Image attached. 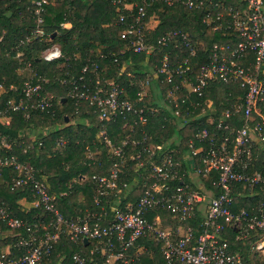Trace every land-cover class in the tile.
Instances as JSON below:
<instances>
[{"label":"built area","instance_id":"2783aa9c","mask_svg":"<svg viewBox=\"0 0 264 264\" xmlns=\"http://www.w3.org/2000/svg\"><path fill=\"white\" fill-rule=\"evenodd\" d=\"M156 1L201 10L202 22L230 39L207 49L205 61L195 71L191 57H197L198 48H205L203 42L201 46L192 41L178 27L151 39L158 19L149 9ZM54 2L32 1L33 26L27 39H48L42 26L43 13L45 5ZM111 2L123 25V47L110 55L98 51L97 59L88 55L78 74L66 70L58 79L65 88L64 99L74 104V114L83 104L100 120L123 118L119 141L108 137L106 125L98 132L111 163L104 173L88 178L92 207L75 216L66 215L57 200L67 191L52 190L29 159L9 152L14 145L24 143L25 138L19 136L29 139L22 152L44 147L43 139L51 126L34 127L29 122L13 137L3 128L10 121L8 111H22L26 119L32 111L55 113L54 100H61L45 88L48 77L37 73L19 51V68L27 70L20 88L0 82V94L19 89L18 95L9 97L0 108V176L7 169L9 188L30 197L18 202L19 210L26 214L23 217L16 215L9 204L0 203V264H96V256L102 264H245L241 252L231 249L225 232L232 230L235 240H244L255 232L248 254L264 252V202L239 205L233 210L238 198H251L254 189L264 185V0ZM60 26L69 27L70 22ZM125 50L156 57L152 63L145 59V75L129 79L127 87L105 76L107 66L98 61L112 56L121 75L132 62L120 59ZM39 57L52 62L63 53L55 42L44 47ZM127 75L133 76L130 72ZM213 81L236 88L228 91L235 97L220 110L211 99L203 98ZM153 92L159 94L156 104L150 102ZM225 99L229 101L230 97ZM186 101L189 103L182 108ZM202 116H206L205 124L197 126L187 140L183 158L177 156L179 138L161 134L156 141L149 133L153 120L163 121L164 131L165 121L173 125L180 118L184 121ZM67 141L58 137L52 151L61 152ZM92 156L87 146L86 157ZM130 160L134 161L132 181H141L142 192L136 201L122 203L131 192V182L124 177ZM114 197L116 202L111 203ZM162 208L172 224L162 223ZM69 244L76 249L68 255L65 248ZM156 250L161 261L154 255ZM249 255V264H253Z\"/></svg>","mask_w":264,"mask_h":264},{"label":"trees","instance_id":"16d2710c","mask_svg":"<svg viewBox=\"0 0 264 264\" xmlns=\"http://www.w3.org/2000/svg\"><path fill=\"white\" fill-rule=\"evenodd\" d=\"M32 1L0 0V82H3L6 87L14 84L20 88L19 83L22 77L17 69L21 66V63L17 53L21 51L22 57L31 61L37 73L48 77V82L44 84L45 88L53 91L56 98L61 102L58 103L57 99L54 100V114L32 111L29 119L24 117L22 111H8L10 121L3 129L6 134L13 137L29 122L34 127L51 126L50 133L43 139L44 147L39 151L28 149L26 152H22V148L29 139L19 136L18 139L25 138L24 143L14 145L9 152L17 153L21 159H29L37 169V175H44L52 190H66V195L60 197L57 204L66 215L75 216L82 213L86 207L91 206L92 196L88 178L94 173H104L111 163L107 155V149L98 132L103 125H106L108 137L115 142L119 141L123 136V118L100 120L94 113L86 111L88 108L83 104H81L80 112L74 114V104L67 97L63 99L65 88L58 79L63 76L66 70L78 74L88 55L93 59H97L98 51L108 55L111 52L120 51L123 47V41L120 39L123 25L118 21V10L111 0H55L53 4L45 5L43 13L42 26L48 34V39L36 37L27 39L29 30L33 26ZM149 11V13L155 12L158 19L157 25L151 32L152 40H155V37L167 29L178 27L184 30L192 41L203 42L202 45L204 44L205 48H198L197 57H191L192 67L195 71L200 63L205 61L207 49L211 48L215 42H226L230 39V36L205 25L201 19V10L188 9L179 4L169 6L162 1H156L150 6ZM65 21H69L70 26L62 28L60 24ZM53 32L55 34L51 36ZM55 42L60 45L63 57L52 62L40 59V51ZM145 55L125 50L120 55V59H130L132 62L121 75L117 73L118 67L112 61V56L103 59L98 58V61L100 64L107 66V70L104 72L105 76L114 77L127 87L129 79H137L145 75V66L141 65V63H147L145 59L148 58L151 63L155 62V56L148 57ZM127 72L132 73L133 76L129 77ZM232 89L234 91L235 86L213 81L209 83L203 98L211 99L213 104L220 110L235 97L234 94L228 95V91ZM18 91L19 89L16 91L8 89L2 92L0 94V108L4 107L9 97L17 96ZM158 95V93L153 92V98L150 99L152 104L158 103ZM227 96L230 97L229 101L225 99ZM188 103L189 101H186L181 104V107L184 108ZM166 112L170 116L171 111L167 109ZM195 112H199V107L195 109ZM65 116L69 117L68 121H65ZM205 117L186 118L184 121L180 118L178 124L174 123L173 125L165 121L167 129L164 131L161 128L163 121L153 120L149 123V133L154 134V140L156 141H159L161 134L166 135L165 137L173 134L179 138V153L177 156L182 158V153L187 150V140L193 137L197 126L205 124ZM234 117L239 119V116ZM60 136L67 138V145L61 152H54L52 146ZM87 146H90L93 151L91 158L86 157ZM261 158L260 154L257 165L260 164ZM133 169L134 161L130 160L126 175H124L129 182L133 176ZM83 175L85 176L84 180L81 178ZM72 179L74 180L72 181ZM7 180H9V171L5 169L0 176V203L9 204L16 215L23 217L26 214L19 210L20 204L18 202L23 197H30L23 191L11 190ZM254 190L256 193L251 198H238L233 210H236L235 208L239 205L248 206L257 202H264V185ZM141 192V181L133 182L130 194L122 200V203L136 201ZM95 209L99 208L95 207ZM106 209L111 215L110 206L106 205ZM161 214L164 225L172 223L163 208ZM200 220L201 214H198L195 224L198 225ZM225 235L231 244V249L239 250L244 257L245 264H249L248 250L250 243L256 238L255 232H252L244 240H235L233 231L229 229L226 230ZM65 249L69 255L72 250L76 249V246L71 244L70 247L67 246ZM96 257L95 263L102 264L101 258ZM155 257L161 261V256L157 250ZM149 262H152V260H149Z\"/></svg>","mask_w":264,"mask_h":264},{"label":"rangeland","instance_id":"374dc122","mask_svg":"<svg viewBox=\"0 0 264 264\" xmlns=\"http://www.w3.org/2000/svg\"><path fill=\"white\" fill-rule=\"evenodd\" d=\"M141 65H144L146 67V64H144V63H141ZM17 71L20 73L21 77L23 75H26V73H27V70L24 69V67H21V68L18 67ZM146 71L149 72V69H147ZM249 256H250L251 262L253 264H255V263L264 264V252H260V251L252 252V253H250Z\"/></svg>","mask_w":264,"mask_h":264},{"label":"crops","instance_id":"0c3cea01","mask_svg":"<svg viewBox=\"0 0 264 264\" xmlns=\"http://www.w3.org/2000/svg\"><path fill=\"white\" fill-rule=\"evenodd\" d=\"M184 152H185V151H184ZM182 158H183V157H182ZM130 182H131V186H132V184H133V182H134V181H132V179H131V181H130ZM116 199H117V198H115V197H114V198H112V201H111V203H114V202H116ZM200 214L202 215L203 213H200ZM170 224H172V223H170ZM170 224H167V225H170ZM154 255H155V254H154Z\"/></svg>","mask_w":264,"mask_h":264},{"label":"water","instance_id":"95a60500","mask_svg":"<svg viewBox=\"0 0 264 264\" xmlns=\"http://www.w3.org/2000/svg\"><path fill=\"white\" fill-rule=\"evenodd\" d=\"M55 34V32H53L52 34H51V36H53ZM64 99V98H63ZM65 121H68V116H65ZM85 241H86V239H85Z\"/></svg>","mask_w":264,"mask_h":264}]
</instances>
